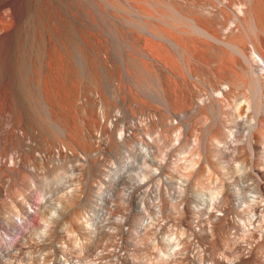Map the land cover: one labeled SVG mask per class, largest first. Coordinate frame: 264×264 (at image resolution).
Listing matches in <instances>:
<instances>
[{
    "label": "bare ground",
    "instance_id": "obj_1",
    "mask_svg": "<svg viewBox=\"0 0 264 264\" xmlns=\"http://www.w3.org/2000/svg\"><path fill=\"white\" fill-rule=\"evenodd\" d=\"M21 1L0 0L6 21H0V195L8 174L16 180V203L3 211L5 229L14 239L4 235L8 247L2 252L25 254L44 245L47 236L31 237L34 226L42 222L47 234L67 223L63 218L69 207L92 191L103 199L123 184L127 192L135 189L144 196L150 175L146 162L159 165L162 146L174 138L183 141L206 113L201 120L211 117L209 134L241 131L250 149L255 141L264 144V0H39L32 19L23 24L18 21ZM120 108L132 118L130 125L120 120ZM177 114L181 125H170L167 117ZM116 133L124 158L106 187H95L89 180L98 175L99 154L111 147ZM260 157L261 162L263 152ZM257 181L264 183L263 171ZM221 192L219 186L210 187L211 198ZM240 202L237 215L248 226L255 224L263 241L264 200ZM212 213L207 232L221 234L227 228L226 208ZM197 226L194 235L200 236ZM51 246L57 264H71L65 244ZM178 246L187 259L183 238ZM259 250L254 245L236 252L231 263L216 264H264ZM205 255L197 253L195 262L206 264L210 257ZM49 256L41 252V264H49Z\"/></svg>",
    "mask_w": 264,
    "mask_h": 264
},
{
    "label": "rangeland",
    "instance_id": "obj_2",
    "mask_svg": "<svg viewBox=\"0 0 264 264\" xmlns=\"http://www.w3.org/2000/svg\"><path fill=\"white\" fill-rule=\"evenodd\" d=\"M22 1L20 2L19 6V12H21L22 14L19 13V15H21V18L19 17L18 20L21 24L26 21L28 22L29 18L32 19V14L36 10L37 3H39V0ZM4 10V8L0 9L1 22H6L3 18L5 12ZM110 50L113 51L112 48H110ZM113 58L114 56L111 54L110 59L112 61H115V59L113 60ZM199 100L200 99L197 98V101ZM145 101L146 103L149 101L148 104H151V106L159 105L151 99H146ZM225 108L226 106L223 109L224 111L222 110L224 113L227 112V109L229 110V106H227L226 111ZM121 109L122 108H120L119 110L122 114L124 110ZM113 112H116V110H114ZM124 114L126 113L124 112L122 114V118L120 117V120L125 121L126 119L128 124L126 122L125 126H128L132 123V118L126 114L128 117L127 118L125 117L126 115L124 116ZM206 114L204 116L207 118ZM178 115L180 114L167 117V122L173 126H180L181 123L178 120ZM203 117H201V119ZM201 119H198L196 121L191 130H189V133L185 132L183 134L182 137L186 136L184 139L185 141H179L174 138L172 139L173 141L170 140V142L162 146L164 147L162 148L163 151L161 150L163 152V156H160L161 158L156 157L160 162V166L158 164L155 165L154 162L152 163L151 161V163L149 161L146 162V164L149 166L145 169H148L147 174L150 175H146V177L149 176V178L146 179L147 184H149L146 185L145 182L144 190H146L147 192L144 196H142L140 192H134L135 189H129L130 191L127 192L128 190L124 189L127 187H125V185L123 184H119L120 187L122 185L123 186L121 188L119 186L114 188L112 191H110L111 193L105 192L102 199L98 192H95L96 190L94 188L95 191H92V194H85V199L82 197L83 200H77V203L76 201L74 204H72L71 202L72 206H70L67 212L64 214L68 218L65 216L63 218V220L68 221L64 224L60 223L61 225L58 223V229L56 227V224L52 227V232L51 230H49L50 233L48 232L46 234V232L43 230L45 229L43 223L41 222L40 224H36L33 231L31 232V237L33 238V240L38 241L41 238L44 239V236H47L46 238L48 240L44 243V245L47 243V246H44L42 244H40L39 246L37 245L34 249L30 248L31 252L28 251L29 248H27L26 251H28V253L25 251V254L23 252L19 253L20 255L14 254V252H2L4 248L8 247L5 236L9 240H12V238L14 239V236L9 234V230L5 229L6 223L3 213V211H6L11 207V203H16V197L12 196V190L16 183V180L11 173L8 174L5 177V185H3L7 190H2V195H0V198L2 199V201L0 199V264H41L39 256L41 255V252L43 254L47 251L48 256L50 254V256L47 257V259L49 260H47V262L49 264H57L53 259L54 256H51V244L55 243L56 241L57 243L65 244L67 249L71 251V259L73 260H71V264H201L199 261H197V263L194 260L197 253L203 255H205L206 253L205 256L210 257V262L207 259L204 260L203 263L206 264H214L212 262H215L216 264V260H225L231 263L238 251L239 253H241L247 250L248 247H254V245L256 252L259 250L260 245L261 252L260 250L259 252L261 253V255H264L262 253L264 252V240L262 241V239H260V236L258 235L260 233L256 229V225L250 224V226H248L245 220L237 215V212H239L240 209V206L238 205L239 203H241L240 201H249L250 199H253L255 197H257V199L264 200V183L260 184L257 181L259 180L260 172H264V159H262L261 162L259 160L261 159L260 155L262 154V152L264 153V144L262 142L255 141L252 148L250 149V146L247 145V137L246 135H244L245 133H242L241 131H237L236 133H234V131L232 134L231 132H210L209 134L208 123L209 119L211 120V117H209L208 119H203V121ZM199 120H201L202 122H198ZM117 134L118 133H116L115 138H113L116 141H113L112 139L113 142H111V147L105 149L107 152L103 150L100 153L101 155L99 154L98 161L101 162H99V166H104L101 168L98 166V172L95 173L96 175H98L93 176L92 179L89 180L91 184H95H92L95 187L96 185L99 186V184H101L100 186L102 187H106L107 180L114 177L115 174L113 173H116L115 170H117V168L120 166L119 163H121V161L123 160L122 158H124V156L122 157V155H124L125 152H121L122 150L120 149V144H118L120 143V141L119 138L117 140L116 137L118 136ZM146 137L147 139L150 138L148 135H146ZM210 144L214 145H211V147ZM173 149L174 152L172 151ZM170 152H172V154ZM100 156H102L101 159ZM242 156L243 158H241ZM176 158L179 159L177 160ZM103 162L104 164H102ZM147 165L145 166L147 167ZM154 167L155 169H153ZM193 170H195L196 172L198 171L199 175L196 174L195 176H189V173H191ZM132 172L136 174L137 170L134 169L132 170ZM12 177L15 181L12 179ZM85 178L86 175L84 174V179L82 178L83 180H81L80 184L83 183L82 181H84ZM103 178L104 181L102 180ZM8 182H10L11 184ZM194 182H196L197 184ZM199 185L201 187H199ZM215 186H219L223 192H221V194H223L222 196L218 195L220 198L216 196H214L215 198L210 197V187ZM82 187H84L83 184ZM158 189L160 190V193L158 192ZM251 190H254L256 192H253ZM257 190L260 192H258ZM114 191L116 193H114ZM90 195H92V197H90ZM109 196L111 197V200ZM210 203H212L213 207H211ZM31 204L34 205L32 202ZM107 204H109V206ZM193 207L195 208V210H197L199 207L200 209H198V211H194L192 210L194 209ZM222 207L226 208L225 221L227 228L224 229V232L222 231V235L216 231H214L215 233L210 232L209 235V232H207L208 230L206 228L209 226L207 222H210L209 224H211L214 221L212 212H219ZM70 209L72 210V212L69 211ZM73 210L76 212L75 214H73ZM199 211L202 212L199 213ZM76 214V218L72 217V215L76 216ZM191 215L192 217H190ZM79 216L80 218H78ZM198 217L201 219H199ZM71 219L73 220V222ZM75 219H78L77 223L75 222ZM195 219L196 223H199H197L199 226H197V224L194 222ZM70 220L71 222L69 223ZM199 221L201 222V225L205 223L203 226L206 228V233L201 231V229H204V227L200 225ZM65 224L67 225L64 226ZM194 224L195 226H197V228L201 227V229H199L200 236L194 235V229L196 228ZM61 226H64L66 228L62 229L64 227L61 228ZM192 226H194L195 228ZM208 236H211L212 238H208ZM181 238L185 240L186 244L185 251L188 258L185 260H183L184 255L180 253L178 246V242ZM256 246L258 247V249H256ZM36 255L38 256V259Z\"/></svg>",
    "mask_w": 264,
    "mask_h": 264
}]
</instances>
